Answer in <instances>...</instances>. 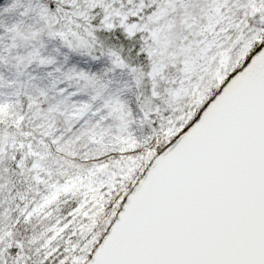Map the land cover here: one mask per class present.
<instances>
[{
  "label": "snow or ice",
  "instance_id": "obj_1",
  "mask_svg": "<svg viewBox=\"0 0 264 264\" xmlns=\"http://www.w3.org/2000/svg\"><path fill=\"white\" fill-rule=\"evenodd\" d=\"M0 264H264V0H0Z\"/></svg>",
  "mask_w": 264,
  "mask_h": 264
}]
</instances>
